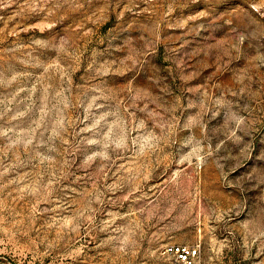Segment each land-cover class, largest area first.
<instances>
[{"label": "rangeland", "instance_id": "1", "mask_svg": "<svg viewBox=\"0 0 264 264\" xmlns=\"http://www.w3.org/2000/svg\"><path fill=\"white\" fill-rule=\"evenodd\" d=\"M264 264V0H0V264Z\"/></svg>", "mask_w": 264, "mask_h": 264}, {"label": "built area", "instance_id": "2", "mask_svg": "<svg viewBox=\"0 0 264 264\" xmlns=\"http://www.w3.org/2000/svg\"><path fill=\"white\" fill-rule=\"evenodd\" d=\"M166 264H201L200 245H167L163 251Z\"/></svg>", "mask_w": 264, "mask_h": 264}]
</instances>
